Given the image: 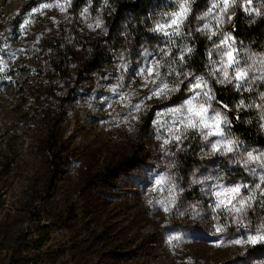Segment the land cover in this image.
<instances>
[{
  "label": "rangeland",
  "instance_id": "obj_1",
  "mask_svg": "<svg viewBox=\"0 0 264 264\" xmlns=\"http://www.w3.org/2000/svg\"><path fill=\"white\" fill-rule=\"evenodd\" d=\"M22 1L0 0L11 31L9 40L0 42V264L8 255L38 253L48 264H264V244L230 245L241 232L231 213L213 211L215 197L208 192L216 184L258 183L249 170L256 165L246 166L245 161L249 153L264 154V144H245L231 123L225 131L238 147L228 154L213 153L195 130L170 133L174 117L158 114L190 98L187 81L167 97L145 99L152 85L145 87L138 74L143 58L128 64L115 82L113 64L105 73L83 70L82 59L68 54L65 63L56 66L57 59H51L60 58L64 49H59L67 40L85 37L88 49L102 37V27L88 28L95 20L88 14L87 19L73 15L68 6L66 12L53 7L36 13L23 32L20 25L33 8L22 10ZM240 1L219 29L208 18L213 30L232 37L228 16L241 7ZM212 3L208 1L204 12ZM262 6L264 0H253L248 7ZM218 14L219 9L213 10ZM217 40L219 35L209 40L210 50ZM158 48L147 52L155 54ZM212 59H217L215 51ZM208 71L198 76L208 79L214 90ZM169 79L174 87L176 81ZM251 87L246 92L254 105H264V82ZM122 96L128 100L121 102ZM129 101H140L142 110L128 115ZM255 108L264 117V107ZM226 115L230 121L228 111ZM180 134L186 138L179 145L164 143ZM160 176L168 182L153 190ZM170 188L175 206L165 212L158 201L171 198ZM45 220L51 222L47 227L42 226ZM247 221L252 226L264 222V208L254 206ZM217 226L225 230L217 232ZM35 234L40 235L36 241L31 239ZM172 236L180 239L169 243Z\"/></svg>",
  "mask_w": 264,
  "mask_h": 264
},
{
  "label": "snow or ice",
  "instance_id": "obj_2",
  "mask_svg": "<svg viewBox=\"0 0 264 264\" xmlns=\"http://www.w3.org/2000/svg\"><path fill=\"white\" fill-rule=\"evenodd\" d=\"M89 6L91 0H88ZM195 0H174L176 10L164 13V22H158L154 32L160 33L165 37V47L158 48L156 53H144L143 67L140 68L138 74L144 80V86L148 87L149 94L145 99H159L167 97L170 92L180 91V85L187 81L185 88L191 93L190 98L185 100L179 107L168 109L166 113H159L158 116L168 115L174 117L171 126L168 127L170 133L175 129L180 132L183 128L185 132L188 129L198 132L203 140L208 143L213 153L228 154L234 153L238 147V142L228 139V133L225 128L230 126V121L227 119L226 112L229 110L227 104H222L215 98L213 88L209 85V80L203 76H198L195 73L187 71H176L175 65L180 63L183 68L185 56L190 55L193 51L191 47H179L176 44L177 37H184L191 33H185L183 29L187 26L189 15H191V6ZM238 0H220L216 2L213 0L211 7L203 15L197 17L198 20L206 21L202 26L196 28L197 32L205 34L209 40L213 36L219 35V40L213 41V49L208 52L209 57V71L208 77L214 80L215 83L221 85H232L237 91H251L252 85L256 82H264V58L256 57L254 54L243 53L236 47L235 39L222 31L213 30L212 20L216 23V28L219 29L224 23L223 17L228 13L230 8H234ZM253 0H243L241 7L245 12L251 14L255 9L248 7ZM107 3V0H105ZM71 0H67L66 4H61L59 0L55 3H42L37 8H33L29 14V19H25L20 28L26 32L31 23V17L36 13L44 14L45 9L58 8L61 12H66L67 7L70 6ZM219 9L218 15H213V10ZM88 7H85L81 12V17L87 19ZM260 15L259 12H256ZM54 19V18H53ZM228 20H232L228 16ZM88 28L93 31L96 28L102 27V21L97 17L95 24L89 23ZM172 47L178 48V54L174 55L171 51ZM213 51H215L217 59L213 60ZM160 56V59H157ZM150 57V58H149ZM2 71V69H0ZM183 76L184 80L179 78ZM169 77L176 81L175 86H169ZM264 97V93L260 94ZM128 100L127 96L121 97V102ZM216 105L215 107L213 105ZM243 106V101L241 105ZM253 107H264V105H250ZM127 107L130 109L128 115L131 116L132 111H141L142 105L140 101L132 103L128 102ZM264 119V117H262ZM163 126V125H161ZM210 137H218L216 140H210ZM186 138L183 134L173 135L171 140H164L165 144L175 142L179 145L182 139ZM245 165H256L261 171L257 172L256 167L249 168L250 172L258 177L259 182L254 185L237 184L235 186L226 187L224 185L216 184L209 186L208 192L215 197L213 202V211L224 210L232 214V221L237 226V231L241 234L239 237L231 240L229 243L232 246L246 247L255 246L257 244H264V222L252 226L250 221H247L249 210L258 205L264 208V154L253 156L248 154V159ZM168 177L160 176L155 180L157 186L153 190H159V186L168 182ZM201 182L202 181H196ZM173 193L171 198L165 201H158L163 207V211L169 212L175 206L174 188L169 189ZM247 193L245 195L244 193ZM258 193V195H257ZM151 203V201H150ZM197 211L195 215H199ZM183 215V213H181ZM223 226H217V232H223ZM243 230V231H241ZM179 236L169 237V243L173 240H179ZM223 241L219 242L217 246H222Z\"/></svg>",
  "mask_w": 264,
  "mask_h": 264
},
{
  "label": "trees",
  "instance_id": "obj_3",
  "mask_svg": "<svg viewBox=\"0 0 264 264\" xmlns=\"http://www.w3.org/2000/svg\"><path fill=\"white\" fill-rule=\"evenodd\" d=\"M43 1L48 0H23L21 9H32ZM208 1L195 0L191 6V15L186 22L187 26L183 29L185 33L191 34L176 38L179 47L186 45L193 49L190 55L185 56L183 68L177 62L176 71H187L198 75L205 74L210 68L208 57L210 42L202 33L196 31L197 27L202 26V20H198L197 17L205 11ZM242 2L243 0L240 1ZM85 7H88L90 18L96 20L98 17L102 21L104 31L102 37L90 42L91 47L88 49L86 46L89 41L85 37H80L78 40L80 42H77L78 36L75 37L76 39L73 38V41L67 40L59 49H64L60 53V58L55 56L51 61L54 63L57 59L55 64L60 66L65 63L64 57L71 54L79 60L82 59L83 70H97L98 73H105L103 69L108 64H113L111 78L113 82L119 79V73L125 74L126 66L133 64L134 59H144L147 48L165 47L166 38L152 29L158 22H164V13L176 10L174 0H107V3L105 0H91L90 6L88 0H71L70 11L73 15L77 16ZM230 16L232 20H229V29L239 48L244 49L248 54L264 56V6L251 14L245 12L243 7H239ZM5 17V12L0 9L1 43L7 42L11 34L10 25ZM77 45H81L80 50L76 48ZM87 50L90 54L85 53ZM175 50L178 48H171L174 55ZM79 79L82 80V75ZM179 79L184 80V77L181 76ZM170 81L172 80L169 79ZM74 89L71 90L72 93ZM214 92L217 101L228 105L231 126L237 136L250 146L264 144L262 117L257 108L250 106L254 105L251 95L246 90L237 92L232 85L225 86L218 83H214ZM241 101L243 106H240Z\"/></svg>",
  "mask_w": 264,
  "mask_h": 264
},
{
  "label": "built area",
  "instance_id": "obj_4",
  "mask_svg": "<svg viewBox=\"0 0 264 264\" xmlns=\"http://www.w3.org/2000/svg\"><path fill=\"white\" fill-rule=\"evenodd\" d=\"M51 222L49 220H45L42 222V226H49ZM63 228L60 227L59 231H62ZM40 238V235L35 234L33 236V240H38ZM47 240H43V243L45 244ZM39 250V249H38ZM3 264H48L45 258L43 257L42 253H38V255H32L27 257H20V258H13L12 255H8L5 259H3Z\"/></svg>",
  "mask_w": 264,
  "mask_h": 264
}]
</instances>
